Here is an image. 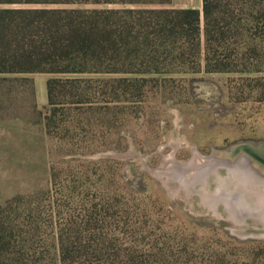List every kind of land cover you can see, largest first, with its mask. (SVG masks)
<instances>
[{
  "label": "rangeland",
  "instance_id": "1",
  "mask_svg": "<svg viewBox=\"0 0 264 264\" xmlns=\"http://www.w3.org/2000/svg\"><path fill=\"white\" fill-rule=\"evenodd\" d=\"M58 1L0 8L72 5ZM115 1L95 7L143 12L130 21L139 54L116 66L128 73L81 75L52 106L54 75L0 74L4 261L61 264L62 238L72 254L89 245L80 263L264 264V175L215 155L264 142L263 35L225 32L210 46L228 69L207 72L202 22L199 34L165 36L146 13L201 0ZM210 31L221 38L223 22Z\"/></svg>",
  "mask_w": 264,
  "mask_h": 264
},
{
  "label": "trees",
  "instance_id": "2",
  "mask_svg": "<svg viewBox=\"0 0 264 264\" xmlns=\"http://www.w3.org/2000/svg\"><path fill=\"white\" fill-rule=\"evenodd\" d=\"M13 1L21 2L0 0L1 3ZM58 2L72 5L40 9L0 8V74L44 72L54 75L46 81L48 106H52L56 96L65 97V88L72 85L81 75L128 73L117 69L119 67L116 66L128 64L140 51L137 47L139 35L133 34L130 21L135 17L140 20L143 12L126 8L118 10L95 7L99 3H114L115 0ZM168 2L169 0H118L120 4ZM146 13L157 16V32L165 36H181L190 32L199 34L202 22L203 58L207 72H223L228 69L224 64L229 56L222 58L214 53L210 46L212 41L219 43L223 40L225 32L242 33L247 40L252 39V35L264 37V0H201L200 9H160L148 10ZM219 21L223 22V33H219L221 38L214 39L210 35V27ZM144 39H147V36H144ZM262 66L264 68L263 63ZM52 114H55L54 110ZM49 117H46L47 120ZM2 209L0 204V264H11L4 261L10 254V242L2 223ZM60 240L62 241V238ZM61 241V264H93L78 261V258H81L78 256L88 254L89 245L82 247V253L72 246V254Z\"/></svg>",
  "mask_w": 264,
  "mask_h": 264
},
{
  "label": "water",
  "instance_id": "3",
  "mask_svg": "<svg viewBox=\"0 0 264 264\" xmlns=\"http://www.w3.org/2000/svg\"><path fill=\"white\" fill-rule=\"evenodd\" d=\"M215 155L221 158L229 157L233 159L239 156L243 159H249L256 167L257 171L259 170V172L264 175V142H258L257 144L251 142H238L222 152H215ZM228 166L232 167L230 164H228Z\"/></svg>",
  "mask_w": 264,
  "mask_h": 264
},
{
  "label": "bare ground",
  "instance_id": "4",
  "mask_svg": "<svg viewBox=\"0 0 264 264\" xmlns=\"http://www.w3.org/2000/svg\"><path fill=\"white\" fill-rule=\"evenodd\" d=\"M222 152V151H221ZM221 161V160H220ZM222 162V161H221ZM215 163V162H214ZM210 165V164H209ZM208 165V166H209ZM217 165V164H216ZM218 165H221V164H218ZM237 169H239V168H237ZM210 170V169H209ZM240 171H242V172H244L243 170H240ZM249 173H252V174H256L255 172H253L252 170H250V172ZM202 176V175H201ZM204 177V176H203Z\"/></svg>",
  "mask_w": 264,
  "mask_h": 264
},
{
  "label": "crops",
  "instance_id": "5",
  "mask_svg": "<svg viewBox=\"0 0 264 264\" xmlns=\"http://www.w3.org/2000/svg\"><path fill=\"white\" fill-rule=\"evenodd\" d=\"M184 8H196V9H200V8H198L196 6H190V7H184Z\"/></svg>",
  "mask_w": 264,
  "mask_h": 264
}]
</instances>
